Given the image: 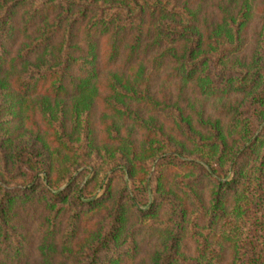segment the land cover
<instances>
[{"label": "trees", "instance_id": "obj_1", "mask_svg": "<svg viewBox=\"0 0 264 264\" xmlns=\"http://www.w3.org/2000/svg\"><path fill=\"white\" fill-rule=\"evenodd\" d=\"M218 1L0 0V123L17 121L0 130V264H264V17L246 53L251 0ZM187 85L231 97L226 122L190 114Z\"/></svg>", "mask_w": 264, "mask_h": 264}, {"label": "rangeland", "instance_id": "obj_2", "mask_svg": "<svg viewBox=\"0 0 264 264\" xmlns=\"http://www.w3.org/2000/svg\"><path fill=\"white\" fill-rule=\"evenodd\" d=\"M203 6L205 8H212L214 6L215 3H219L218 0H203ZM228 0H224V2H227ZM234 2L237 1H241V0H233ZM199 1H195L194 2V7L196 8L197 4ZM202 3V2H200ZM252 3V7L254 10V14L253 15V20H252V25L250 28V37H249V42H248V48L246 50V53L250 52L249 50L252 49L253 44H254V31L256 30V28L258 27V25L260 24V20L264 17V0H251ZM121 68V67H120ZM151 68V67H150ZM149 67H147L146 73H145V79L144 81H148L150 87H151V93L152 95H154L157 99L160 100H165L168 99L169 101H173L176 100L179 96V88L176 85V81H172L170 79L164 78L162 75L154 72L152 69H150ZM117 73L118 71H111L110 73ZM151 73V75L149 74ZM103 74H106V72H103ZM182 91V96H183V107L186 108V110L190 113V114H194V111H196L197 113L201 112L203 113V115H205V117L210 116L213 119L216 118H221L224 122H226V117L223 115L222 112V107L224 106L225 103L232 101V98H213L210 96H202L200 94L197 93V90L191 88L189 85H187L185 88H181L180 89ZM181 96V98H182ZM3 103H1L0 101V108H2ZM132 106V105H131ZM136 107V105L134 106ZM132 107V108H134ZM163 114L154 112L153 116L155 118V121H157L156 123L158 125H162V128H164L165 132L172 134L171 132L175 131V127L172 123V120L165 115V111H163ZM6 116H7V123L6 124H1L0 123V130H1V134H4L6 132V128L11 129L13 126H15L17 124L16 120L11 119L10 115H9V111H6ZM196 116V115H195ZM105 113H103L102 109L100 107H97L96 109V122L99 125V122H102V120H107ZM146 117H150L149 114L146 115ZM197 117V116H196ZM107 118H114L111 116H108ZM116 119V118H115ZM4 119H0V121H3ZM154 121V119H153ZM116 124L117 126L120 128V130L123 132V134L126 136H129L130 138L133 139H139L140 138V130L137 127V125H135L134 123H132L130 121V119H116ZM194 122L197 123L198 122V117L194 119ZM185 151L186 152H191L193 146L192 144L189 143V140L185 141ZM184 148V147H183ZM92 173L89 172L83 179V185L85 184V182L90 178ZM127 181H129V178H126ZM152 194H151V199L150 201H152ZM90 230L89 225L84 229L82 234L80 235V237H85L86 232ZM38 243V240L36 239V237L34 238V241L32 240V248L36 247V244ZM193 246V245H192ZM192 246H187V249L190 251L192 250ZM187 250V251H188ZM188 251V252H189ZM190 253V252H189ZM35 251L32 255L31 261L32 262L33 259H35V263H39L40 258L38 256H35ZM55 264H60V262H56Z\"/></svg>", "mask_w": 264, "mask_h": 264}]
</instances>
